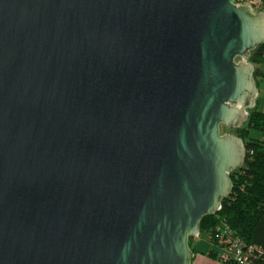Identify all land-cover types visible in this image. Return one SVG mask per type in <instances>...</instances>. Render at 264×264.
Here are the masks:
<instances>
[{
  "label": "water",
  "instance_id": "1",
  "mask_svg": "<svg viewBox=\"0 0 264 264\" xmlns=\"http://www.w3.org/2000/svg\"><path fill=\"white\" fill-rule=\"evenodd\" d=\"M261 43L233 0H0V264H191Z\"/></svg>",
  "mask_w": 264,
  "mask_h": 264
},
{
  "label": "trees",
  "instance_id": "2",
  "mask_svg": "<svg viewBox=\"0 0 264 264\" xmlns=\"http://www.w3.org/2000/svg\"><path fill=\"white\" fill-rule=\"evenodd\" d=\"M261 5L264 7V0H261ZM249 60L255 65L264 66V43L256 46ZM260 74V68L254 67L253 77L257 87ZM259 132L264 136V110L254 105L248 111L245 126L237 130V136L244 145V162L239 169L231 171L232 188L229 195L222 200L216 213L201 219L199 232H207L209 241L213 239L216 242V229L226 227L233 236L260 249L261 253L254 263L264 264V138L259 137ZM190 239L188 244L191 247ZM191 248L194 253L199 252L197 248ZM206 253L215 257L214 248Z\"/></svg>",
  "mask_w": 264,
  "mask_h": 264
},
{
  "label": "built area",
  "instance_id": "3",
  "mask_svg": "<svg viewBox=\"0 0 264 264\" xmlns=\"http://www.w3.org/2000/svg\"><path fill=\"white\" fill-rule=\"evenodd\" d=\"M233 2L247 4L252 10L261 4V0H233ZM216 231L214 237H217V241L212 239L208 242L214 247L218 261L224 264H255L254 259L261 253L260 249L233 236L226 227L217 228Z\"/></svg>",
  "mask_w": 264,
  "mask_h": 264
},
{
  "label": "rangeland",
  "instance_id": "4",
  "mask_svg": "<svg viewBox=\"0 0 264 264\" xmlns=\"http://www.w3.org/2000/svg\"><path fill=\"white\" fill-rule=\"evenodd\" d=\"M259 10L264 11V7L261 4L258 7L253 9V11H259ZM256 66H258L260 68L261 74L257 78L258 79V87H257L258 88V94H257L256 100H255V105H256L257 109L264 110V75H263L264 66L254 64V67H256ZM244 126H245V124L242 127H244ZM220 133H231V134L237 135V131L227 130L223 126L220 128ZM253 135H256V133L253 132ZM259 135H260L259 136L260 138H264V136L262 135L261 132H259ZM190 238H191L190 239L191 247H195V248L199 247L203 250V251L201 250L202 252H204L205 250H208L210 247H212V244L210 242H208L210 237L207 234V232H202V233L199 232L198 236L190 237ZM214 258L216 261H218V259L216 258V255ZM222 264H224V263H222Z\"/></svg>",
  "mask_w": 264,
  "mask_h": 264
},
{
  "label": "crops",
  "instance_id": "5",
  "mask_svg": "<svg viewBox=\"0 0 264 264\" xmlns=\"http://www.w3.org/2000/svg\"><path fill=\"white\" fill-rule=\"evenodd\" d=\"M196 248L199 250V252L194 253L191 264H222V263H220V261H216L214 257L207 255V253H206L207 250L202 252L203 250L201 248H199V247H196ZM211 248H214V247L212 246L209 249H211Z\"/></svg>",
  "mask_w": 264,
  "mask_h": 264
},
{
  "label": "flooded vegetation",
  "instance_id": "6",
  "mask_svg": "<svg viewBox=\"0 0 264 264\" xmlns=\"http://www.w3.org/2000/svg\"><path fill=\"white\" fill-rule=\"evenodd\" d=\"M223 125H220V128L222 127ZM224 127V126H223ZM241 128V127H240ZM238 130V129H237ZM237 130H235V131H237Z\"/></svg>",
  "mask_w": 264,
  "mask_h": 264
}]
</instances>
